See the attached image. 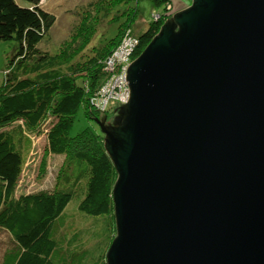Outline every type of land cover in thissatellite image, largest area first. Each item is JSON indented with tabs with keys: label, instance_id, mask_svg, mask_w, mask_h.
Returning <instances> with one entry per match:
<instances>
[{
	"label": "water",
	"instance_id": "1",
	"mask_svg": "<svg viewBox=\"0 0 264 264\" xmlns=\"http://www.w3.org/2000/svg\"><path fill=\"white\" fill-rule=\"evenodd\" d=\"M127 80L107 264H264V0H192Z\"/></svg>",
	"mask_w": 264,
	"mask_h": 264
},
{
	"label": "trees",
	"instance_id": "2",
	"mask_svg": "<svg viewBox=\"0 0 264 264\" xmlns=\"http://www.w3.org/2000/svg\"><path fill=\"white\" fill-rule=\"evenodd\" d=\"M26 1L28 6L17 0H0V41L13 40L17 45L10 60L16 70L8 72L6 88L0 93V230L14 242L1 255L0 264H83L97 250L98 260L91 264H107V250L116 236L112 189L118 174L101 130L95 133L86 128L75 136L67 134L80 107L88 118L95 117L88 100L100 78L102 61L88 66L86 75L61 70L38 73L47 57L39 44L53 13L40 0ZM150 2L156 9L172 4V0ZM160 24L151 23L138 36L140 44L144 42L141 46L148 45ZM108 53H100L98 61ZM123 105L116 108L115 116ZM51 117L45 130L47 150L64 156L66 165L61 170H66L68 178L53 192L17 193L34 148L31 133ZM80 179L85 187L78 186ZM81 189L84 195L77 209L92 222L85 231L69 222L68 204ZM82 233L95 239L93 248L78 242Z\"/></svg>",
	"mask_w": 264,
	"mask_h": 264
},
{
	"label": "rangeland",
	"instance_id": "3",
	"mask_svg": "<svg viewBox=\"0 0 264 264\" xmlns=\"http://www.w3.org/2000/svg\"><path fill=\"white\" fill-rule=\"evenodd\" d=\"M17 1L21 5H29L26 0ZM39 3L53 13V19L39 44L40 50L47 57L45 63L38 67L37 72L46 74L48 70H61L64 72L74 71L76 76L86 75L88 66L97 65L102 61L99 70L101 75L97 80V85L91 89L90 100V98H94V95L98 96V91L112 77L107 73L104 64L106 58L98 61L100 53H108L112 49L108 53L110 55L128 30H131L134 35L140 36L151 23L157 21H160L159 28H161L166 21L172 19L177 11L190 6L192 0H172V4L159 9L154 8L150 0H40ZM156 13L160 16L158 20L154 21L152 15ZM140 43L139 39L132 54L135 59L145 48V46H141L144 42ZM16 46V42L13 40L0 41V93L6 88L8 72L16 70L14 65L10 64ZM109 48L110 50H108ZM118 106L120 104L111 103L110 107L104 110L90 104L88 108L95 112V117H91L92 119L88 118L84 109L80 107L73 116L67 134L75 136L86 128L100 133L101 127L109 128L113 125ZM52 119V117L47 119L43 122L44 124L31 133L34 148L19 179L17 193L41 190L53 192L55 188H60L63 180L68 178L66 170L64 168V171L61 170V167L66 165L64 156H55L47 150L45 130ZM13 124H18V122ZM77 184L78 186L80 184L81 188L85 187L82 179ZM83 193L82 189L76 193L68 204V210L70 209L71 219L69 222H72L73 227L82 228L85 231L92 222L83 218V214L81 215L77 209ZM88 234L82 233L78 242L90 249L94 247L95 239L93 240L92 235ZM13 244L14 242L7 232L0 230V258L3 252ZM98 252L97 250L95 254L87 257L83 264H91L95 259L98 260Z\"/></svg>",
	"mask_w": 264,
	"mask_h": 264
},
{
	"label": "built area",
	"instance_id": "4",
	"mask_svg": "<svg viewBox=\"0 0 264 264\" xmlns=\"http://www.w3.org/2000/svg\"><path fill=\"white\" fill-rule=\"evenodd\" d=\"M159 16L158 13L152 15L154 21L158 20ZM138 42V35L131 33V30L126 31L114 51L105 59L107 73L112 77L98 91V96L90 98V104L95 108L107 110L111 103L122 105L129 102L131 90L127 74L129 66L135 60L132 54Z\"/></svg>",
	"mask_w": 264,
	"mask_h": 264
},
{
	"label": "crops",
	"instance_id": "5",
	"mask_svg": "<svg viewBox=\"0 0 264 264\" xmlns=\"http://www.w3.org/2000/svg\"><path fill=\"white\" fill-rule=\"evenodd\" d=\"M178 12V11H177Z\"/></svg>",
	"mask_w": 264,
	"mask_h": 264
}]
</instances>
